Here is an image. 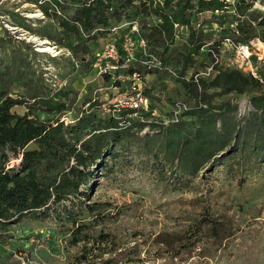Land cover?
I'll return each instance as SVG.
<instances>
[{"label":"trees","instance_id":"obj_1","mask_svg":"<svg viewBox=\"0 0 264 264\" xmlns=\"http://www.w3.org/2000/svg\"><path fill=\"white\" fill-rule=\"evenodd\" d=\"M28 1L55 21L53 27L62 34L57 38L51 31L36 30L39 38L68 47L78 60H84L99 38L107 35L113 36L121 51L122 34L136 22L134 58L114 71L112 84L122 86V76L131 78L133 73L144 81L148 78L140 90L148 106L138 110L132 105L121 106L118 117L103 116L96 110L98 100L89 98L84 99L86 106L79 114L65 122L61 115L73 106L78 89L73 83L51 88L40 74L34 77L30 60L37 51L31 44H26L28 49L24 50L3 27L0 228L24 215L45 213L49 206L79 194L82 184L88 181L87 168L98 163L107 145L119 139L125 128L136 125L133 118L138 117L128 114L137 111L142 118L151 115L154 100H160L164 90L158 82H174L188 93L192 104L184 108L186 117L182 118L179 111L177 118L167 124L146 119L137 120V124L161 126L163 151L177 160L181 172L192 174L201 164L214 163L235 152L240 156L254 153L264 160V71L255 74L219 63L224 43L232 48L249 46L254 39L264 43V10L252 8L256 0ZM17 15V24L29 26L23 16ZM139 39L143 45L138 44ZM111 74L103 71L100 77L109 79ZM241 98L249 102L251 109L236 119L237 100ZM17 105H24L25 110L15 111ZM80 239L74 237L73 242ZM87 241H83V251L66 264L116 261L112 257L100 263L90 259L85 250Z\"/></svg>","mask_w":264,"mask_h":264},{"label":"rangeland","instance_id":"obj_2","mask_svg":"<svg viewBox=\"0 0 264 264\" xmlns=\"http://www.w3.org/2000/svg\"><path fill=\"white\" fill-rule=\"evenodd\" d=\"M252 8L264 10V0H256ZM17 14L29 26L17 24ZM53 24L28 0H0V36L4 27L24 50L31 44L37 51L30 60L33 76L40 74L51 88L73 83L78 89L73 106L61 119L71 121L89 98L98 100L100 115L118 117V108L131 105L132 97L149 81L133 73L131 78L122 76V86L112 84L114 71L134 58L138 24L132 22L122 34L121 51L115 43L116 53L104 54L105 45L114 42L107 35L84 60L35 33L51 31L61 37ZM129 43L130 51L125 48ZM138 44L143 45L140 39ZM248 52L246 56L224 43L219 63L255 74L264 71V43L254 39ZM103 71L112 73L109 79L100 77ZM158 85L164 90L162 98L154 100L151 115L128 114L138 117L133 118L136 125L125 128L98 163L87 168L88 181L79 194L49 206L45 213L27 214L0 228V264H66L83 251L85 239V250L96 263L112 257L113 264H264V160L254 153L235 152L201 164L192 174L181 172L177 160L163 151L161 126L137 124L144 119L167 124L173 121L176 101L185 108L192 104L180 85ZM237 103L236 119L251 109L245 98ZM13 109L23 112L25 106ZM179 111L185 118L184 108ZM74 237L81 239L73 242Z\"/></svg>","mask_w":264,"mask_h":264},{"label":"built area","instance_id":"obj_3","mask_svg":"<svg viewBox=\"0 0 264 264\" xmlns=\"http://www.w3.org/2000/svg\"><path fill=\"white\" fill-rule=\"evenodd\" d=\"M141 42H142V44H144V42H143V40L141 39ZM130 47H131V45H130V43H129V45H126V49L127 50H129L130 51ZM237 48L238 49H241L242 51H245V52H247L246 53V56L248 55V45H246V44H241V45H238L237 46ZM116 44L114 43V42H110V43H107L106 45H105V51H104V54H108V55H113V54H115L116 53ZM100 70H102L101 68H100ZM105 70V69H104ZM148 100H147V98H145V97H143V96H141L140 95V92H137L136 93V95L135 96H133L132 97V99H131V105L133 106V107H139V106H143L144 108H147V106H148V102H147ZM144 102V103H143ZM181 108H185V105H184V103H177L176 104V109L174 110V114H173V120H175L176 118H177V114H178V112H179V110L181 109Z\"/></svg>","mask_w":264,"mask_h":264},{"label":"bare ground","instance_id":"obj_4","mask_svg":"<svg viewBox=\"0 0 264 264\" xmlns=\"http://www.w3.org/2000/svg\"><path fill=\"white\" fill-rule=\"evenodd\" d=\"M48 48L44 47L42 50H47Z\"/></svg>","mask_w":264,"mask_h":264}]
</instances>
